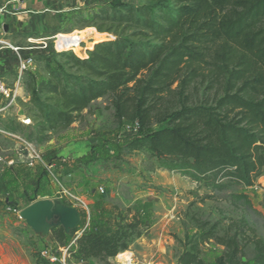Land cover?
I'll return each instance as SVG.
<instances>
[{
	"label": "trees",
	"instance_id": "16d2710c",
	"mask_svg": "<svg viewBox=\"0 0 264 264\" xmlns=\"http://www.w3.org/2000/svg\"><path fill=\"white\" fill-rule=\"evenodd\" d=\"M82 23L112 37L33 57V69L21 74L29 73L27 143L43 144L111 96L117 122L139 131L165 126L131 140L126 151L145 150L161 169L215 191L251 188L264 176V0L112 2ZM40 64L47 78L35 76ZM230 200L251 206L245 194ZM140 226L134 217L106 234L85 230L67 255L75 264L113 259L140 237ZM76 232L57 227L51 238L66 247ZM210 240L225 250L211 264H264V239L252 241L255 261L242 262L236 236L216 238L212 230L186 238L176 264H208L201 247Z\"/></svg>",
	"mask_w": 264,
	"mask_h": 264
},
{
	"label": "rangeland",
	"instance_id": "374dc122",
	"mask_svg": "<svg viewBox=\"0 0 264 264\" xmlns=\"http://www.w3.org/2000/svg\"><path fill=\"white\" fill-rule=\"evenodd\" d=\"M112 2L141 5L146 0H0V9L6 11L1 21L11 27L19 46H26L29 37L37 41L58 35L59 50L77 51L80 44L112 37L83 28L82 23ZM51 42L46 55L50 59ZM27 54L45 56L40 51L21 52ZM34 74L47 78L42 64ZM28 77L26 73L18 81L13 76L10 87L19 82L21 91L10 104L0 101V264H50L41 256L44 250L56 258L54 264H75L66 248L83 231L106 234L121 218L130 221L134 217L141 223L140 237L123 252L129 259L116 256L88 264H176L186 238L208 230L216 238L236 236L242 247L241 261H255L252 241L264 239V176L251 188L232 184L215 191L210 183H196L161 169L145 150L126 151L123 147L131 140L165 126L152 123L139 131L133 123L117 122L111 96L91 103L75 123L49 133L43 144L30 143L41 158L30 166L22 143L28 129L21 122L29 119L25 115L31 110L26 104ZM232 194H245L251 206L231 202ZM44 200L59 201L80 213L77 232L68 238L66 247L55 243L51 232L46 237L35 235L19 218L22 210ZM203 224L204 231L200 229ZM201 249L208 264L225 251L213 240Z\"/></svg>",
	"mask_w": 264,
	"mask_h": 264
},
{
	"label": "built area",
	"instance_id": "2783aa9c",
	"mask_svg": "<svg viewBox=\"0 0 264 264\" xmlns=\"http://www.w3.org/2000/svg\"><path fill=\"white\" fill-rule=\"evenodd\" d=\"M6 11L3 9H0V21L2 20L3 17H5ZM4 27V23L1 21L0 23V28L1 30H3ZM57 36H52L49 38H41L39 40H34L33 38H27L26 42L27 45L26 46H16V45H11L9 43H4L2 44L4 46V48H6L8 51H10L15 58V64H16V68H17V75H16V79L19 81L21 74L24 71L27 70H32L33 69V55L31 54H27L25 56L21 55V52H31V51H40L43 53H47L50 49L49 46V42H51V50L53 49L54 52H62L61 50L58 49L57 47ZM0 43H3L2 41H0ZM17 81V82H18ZM19 85V82L16 83L13 87H10V85L8 84V82L5 81V79L1 76L0 74V101L1 102H7L8 104L14 102L16 100V97L18 95L17 93V86ZM21 122L24 125H28L29 124V120H21ZM26 152H27V158L29 160V165H33L36 164L38 162H41V158L38 155V153L35 151L34 147L32 144L27 143L25 141H22ZM102 192V190H101ZM71 199L75 200L77 203L82 204V201H80L79 199L71 196ZM73 244V242H72ZM69 247L66 248V250ZM65 250V251H66ZM41 256L50 264H54L56 262V258L52 257L50 255V253L47 250H44L41 252Z\"/></svg>",
	"mask_w": 264,
	"mask_h": 264
},
{
	"label": "water",
	"instance_id": "95a60500",
	"mask_svg": "<svg viewBox=\"0 0 264 264\" xmlns=\"http://www.w3.org/2000/svg\"><path fill=\"white\" fill-rule=\"evenodd\" d=\"M19 218L39 237H46L57 227L63 228L64 233L69 234L80 224V213L56 200L34 203L22 210Z\"/></svg>",
	"mask_w": 264,
	"mask_h": 264
},
{
	"label": "crops",
	"instance_id": "0c3cea01",
	"mask_svg": "<svg viewBox=\"0 0 264 264\" xmlns=\"http://www.w3.org/2000/svg\"><path fill=\"white\" fill-rule=\"evenodd\" d=\"M14 35L15 34L10 26L4 24L3 30H1L0 28V41L3 42L0 43V58L2 59L0 61V74L5 79V81L8 82L9 85L11 84L9 80H11L13 76L16 78L17 68L14 59L10 55L11 52L4 48L2 44L9 43L11 45L19 46L18 43L14 42ZM16 90L19 94V91H21V87H19L18 85Z\"/></svg>",
	"mask_w": 264,
	"mask_h": 264
},
{
	"label": "bare ground",
	"instance_id": "6f19581e",
	"mask_svg": "<svg viewBox=\"0 0 264 264\" xmlns=\"http://www.w3.org/2000/svg\"><path fill=\"white\" fill-rule=\"evenodd\" d=\"M118 256L121 257L122 259H124V261H125V260L127 261V260L129 259L127 253H121V254H119ZM127 263H128V262H127Z\"/></svg>",
	"mask_w": 264,
	"mask_h": 264
}]
</instances>
